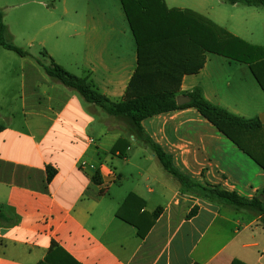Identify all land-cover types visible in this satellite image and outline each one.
Segmentation results:
<instances>
[{
	"label": "crops",
	"instance_id": "obj_1",
	"mask_svg": "<svg viewBox=\"0 0 264 264\" xmlns=\"http://www.w3.org/2000/svg\"><path fill=\"white\" fill-rule=\"evenodd\" d=\"M164 2L169 9L189 10L172 7L177 0ZM23 5L46 11L40 30L58 26L56 41L65 35L67 57L78 58L82 77L44 52L51 61L87 78L109 102L123 100L137 67V45L120 0H25ZM195 7L189 11L200 14L202 3ZM248 8L253 9L248 18L264 20L260 7ZM27 12V22L37 17ZM231 34L261 47L264 56L263 45L245 39L250 32L236 28ZM29 57L19 56V118L0 97V264H38L53 244L78 264H264V228L255 213L183 190L154 153L127 132L102 123L103 136H95V113L74 91L49 80ZM194 89L238 117L258 119L262 127L250 136H264V92L248 65L206 53L203 68L183 77L176 98ZM141 126L192 182L248 200L264 189V169L196 109L156 115ZM119 139L129 144L123 155L124 142L111 151ZM135 147L148 150L135 152ZM82 163L91 167L89 173ZM47 168L55 170L49 183ZM94 173L99 174L98 185ZM126 177L133 180L131 191L114 207V198L107 197ZM130 193L145 202L147 217L159 211L144 239L116 216ZM118 195L114 193L115 199Z\"/></svg>",
	"mask_w": 264,
	"mask_h": 264
},
{
	"label": "trees",
	"instance_id": "obj_2",
	"mask_svg": "<svg viewBox=\"0 0 264 264\" xmlns=\"http://www.w3.org/2000/svg\"><path fill=\"white\" fill-rule=\"evenodd\" d=\"M137 45V67L125 91L122 101L109 102L90 84L87 78H78L63 70L53 61L43 66L46 75L64 87L74 91L85 104L101 109L106 115L121 119L128 133L148 147L158 159L162 169L172 176L187 192L200 198L229 207L236 211L248 210L259 217V225L264 228V189L259 197L245 199L236 193L208 188L192 182L178 172L169 156L153 143L144 133L143 120L173 112L182 108H194L220 133L232 141L240 150L249 155L264 169V136H250L251 132L262 127L258 119H243L227 110L207 102L199 89L184 95L187 102L177 104L181 81L185 75L197 74L205 64L206 53L223 56L230 60L246 64L264 92V56L262 48L250 45L233 36L189 10L169 9L164 0H120ZM229 5L260 7L264 9V0H222ZM0 47L21 57L28 56L23 49L12 43L11 35L3 23L0 10ZM44 55H46L44 53ZM4 126L0 124V132ZM119 139L111 150H118ZM122 155L129 144L124 142ZM55 170L47 168L49 183ZM92 180L100 184L98 173ZM145 202L130 193L119 206L116 216L133 226L137 237L144 239L159 215V211L147 217L142 212ZM196 209L189 214L191 216ZM38 264H78L66 252L52 245L43 261ZM231 264H244L238 260Z\"/></svg>",
	"mask_w": 264,
	"mask_h": 264
},
{
	"label": "rangeland",
	"instance_id": "obj_3",
	"mask_svg": "<svg viewBox=\"0 0 264 264\" xmlns=\"http://www.w3.org/2000/svg\"><path fill=\"white\" fill-rule=\"evenodd\" d=\"M168 1V0H167ZM178 2L172 4V7L185 8L194 10L195 4L198 2L202 3L200 16L215 23L217 26L226 29L228 32L234 33L236 28H241L246 33L250 32V35L245 36L247 41L258 42L259 45L264 47V20H252L248 18V14L253 9L245 7L243 5L232 6L221 0H177ZM25 0H0V10L3 13V23L6 27L9 26L12 35V43L23 49L28 54L29 59L35 64L40 66L42 73L44 72L43 66H49L51 59L44 55L45 53H53L54 60L65 67V69L78 77H82V72L79 70V61L76 56L69 55L67 57V48L70 45L65 43V35L60 36L59 40L56 41L55 31L58 28L53 27L47 30H40V23L42 18H47L48 14L46 11L39 10L36 5H29L25 7L23 3ZM171 5V4H170ZM258 12L264 16V9L258 8ZM27 11L36 13L37 17H31L27 22ZM230 32V33H231ZM34 39L30 44V40ZM44 41V44H41ZM27 56V57H28ZM19 56L13 52L7 51L0 47V97L7 100L12 110L17 112V116H20V104L22 101V89L21 79L19 73ZM240 68V67H238ZM44 74V73H43ZM49 80H51L49 78ZM52 81V80H51ZM7 82V84H6ZM7 86V87H6ZM6 87V88H5ZM87 107L95 113V124L93 125V133L95 136H103L99 134V129L102 127V123H106L108 127H112L114 131H121L125 133L128 128L123 120L106 115L98 107L87 105ZM260 117V115L258 116ZM19 127H22V123L15 121ZM128 133V132H127ZM110 136V135H106ZM114 136V133L111 134ZM148 150L143 147H135L133 151L139 152ZM102 155V159H103ZM112 160L109 159L107 162L109 166L112 165ZM121 161L120 159H116ZM137 158L133 159L137 162ZM120 185H115L109 192V197L114 198L112 203L116 207L118 201H122L124 196L131 191L133 180L126 177L125 180L121 181ZM115 194L118 198L115 199Z\"/></svg>",
	"mask_w": 264,
	"mask_h": 264
},
{
	"label": "water",
	"instance_id": "obj_4",
	"mask_svg": "<svg viewBox=\"0 0 264 264\" xmlns=\"http://www.w3.org/2000/svg\"><path fill=\"white\" fill-rule=\"evenodd\" d=\"M187 102V100H186V98H177V104L178 105H183V104H185ZM88 171V173H89V170H87Z\"/></svg>",
	"mask_w": 264,
	"mask_h": 264
},
{
	"label": "built area",
	"instance_id": "obj_5",
	"mask_svg": "<svg viewBox=\"0 0 264 264\" xmlns=\"http://www.w3.org/2000/svg\"><path fill=\"white\" fill-rule=\"evenodd\" d=\"M80 167H81V169H83V170H89V169H91V167H87L84 163H82V164L80 165Z\"/></svg>",
	"mask_w": 264,
	"mask_h": 264
}]
</instances>
